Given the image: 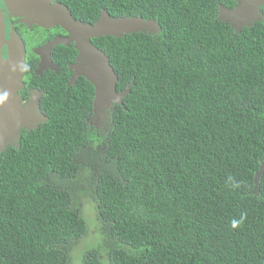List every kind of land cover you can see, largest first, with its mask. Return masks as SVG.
Returning <instances> with one entry per match:
<instances>
[{
  "label": "trees",
  "instance_id": "obj_1",
  "mask_svg": "<svg viewBox=\"0 0 264 264\" xmlns=\"http://www.w3.org/2000/svg\"><path fill=\"white\" fill-rule=\"evenodd\" d=\"M102 9L160 32L99 39L131 86L106 130L91 83L45 81L47 120L0 155V264H264V24L236 33L208 0L74 7Z\"/></svg>",
  "mask_w": 264,
  "mask_h": 264
},
{
  "label": "water",
  "instance_id": "obj_2",
  "mask_svg": "<svg viewBox=\"0 0 264 264\" xmlns=\"http://www.w3.org/2000/svg\"><path fill=\"white\" fill-rule=\"evenodd\" d=\"M8 11L12 16L22 18V22L32 28H55L61 26L70 32L71 42H76L79 50L77 61L71 70L75 74L68 86L76 83L83 76L95 89L92 118L98 121L110 114L117 106L124 105V98L130 93L131 86L122 92L117 91L118 76L111 66L109 57L98 47L93 45L92 38L115 37L138 32L157 36L160 27L155 20H144L142 17L113 18L106 10L101 12L100 19L95 24H85L77 21L69 9L63 4H52V0H5ZM244 14V10L226 13L222 19L234 23L237 27V17ZM69 41H54L41 51V55L51 52L58 44ZM26 49L21 39L13 38L10 47V58L4 61L0 57V155L9 146L18 147L23 130L37 129L39 124L46 121L40 112L41 94L34 91L28 103L22 105L18 92L23 88V72L25 69ZM264 175V160L254 179V195H259V185Z\"/></svg>",
  "mask_w": 264,
  "mask_h": 264
},
{
  "label": "flooded vegetation",
  "instance_id": "obj_3",
  "mask_svg": "<svg viewBox=\"0 0 264 264\" xmlns=\"http://www.w3.org/2000/svg\"><path fill=\"white\" fill-rule=\"evenodd\" d=\"M105 1L107 0H52V4H63L69 9L77 21L85 23L80 19V16L77 15L79 13L75 12L74 7L94 8ZM208 2L216 7L217 18L222 22L229 24L236 33H240L245 28L264 24V0H208ZM103 10L105 9H102L101 12ZM237 10H244V14L234 20L237 22V27L234 26V23L232 24L231 22L222 19L226 13ZM22 20V18L12 16L8 11L6 1L0 0V57L2 60L8 61L10 58V47L13 38H19L22 40L26 49L25 69L23 72L24 86L18 92V96L22 105H26L34 91L39 92L42 99L44 96V89L42 88H44L45 81L55 80L56 76L61 75L65 70L64 65L67 66L66 71L70 74L67 82L68 86L75 74V70H71L72 66L79 65V62L77 61L79 50L76 48V42L69 41V39L72 38L70 32L66 31L61 26H56L51 29L41 28L39 26L29 28L22 22ZM96 22L85 24H95ZM101 38L102 37L91 39L93 45L99 49V39ZM57 40L69 42L67 44H65L66 42L58 44L51 50V52L41 55L42 49H44L49 43ZM71 56L72 59L70 60ZM83 78L86 79L81 76L76 80V83ZM40 112L44 115L41 110V105ZM109 118L110 114L103 117L100 121L91 117L89 123L97 130L100 128L106 130L109 127Z\"/></svg>",
  "mask_w": 264,
  "mask_h": 264
},
{
  "label": "rangeland",
  "instance_id": "obj_4",
  "mask_svg": "<svg viewBox=\"0 0 264 264\" xmlns=\"http://www.w3.org/2000/svg\"><path fill=\"white\" fill-rule=\"evenodd\" d=\"M89 203L90 202H86L85 203L86 206L84 208V213H85L86 217L89 219V220L88 219L87 220L90 221V222H92L95 219V213H94L93 207ZM90 233L92 235L96 234V226H95V223H91L90 224ZM93 237H94L95 241H98L99 240L98 237H95V236H93ZM88 247L89 246H87L86 249ZM74 262L77 264L78 259L77 258L74 259V257H72V263L74 264Z\"/></svg>",
  "mask_w": 264,
  "mask_h": 264
},
{
  "label": "clouds",
  "instance_id": "obj_5",
  "mask_svg": "<svg viewBox=\"0 0 264 264\" xmlns=\"http://www.w3.org/2000/svg\"><path fill=\"white\" fill-rule=\"evenodd\" d=\"M246 220V216L244 214H241L239 218H232L230 220V227L231 229L235 230L240 228Z\"/></svg>",
  "mask_w": 264,
  "mask_h": 264
}]
</instances>
